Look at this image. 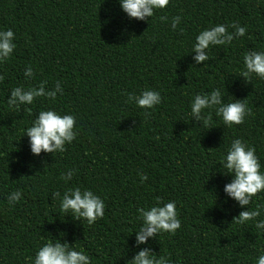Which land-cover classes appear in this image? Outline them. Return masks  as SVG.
Instances as JSON below:
<instances>
[{
    "label": "trees",
    "instance_id": "1",
    "mask_svg": "<svg viewBox=\"0 0 264 264\" xmlns=\"http://www.w3.org/2000/svg\"><path fill=\"white\" fill-rule=\"evenodd\" d=\"M175 15V29L159 19ZM233 21L245 35L213 46L208 61L194 64L198 31L224 24L231 32ZM8 28L16 47L0 62V264H31L49 238L83 250L91 264H126L139 250L136 209L157 198L176 201L181 226L146 241L153 253L172 264H255L264 234L251 222H232L241 208L225 197L231 177L218 163L230 141L241 138L264 171V80L240 77L243 54L264 51V0H169L148 21L129 20L117 0H0V29ZM41 81L47 89L60 81L63 93L8 106L12 87ZM223 85L225 102L245 99L244 122L226 127L212 111L208 126L194 124L193 94ZM144 89L161 94L147 113L126 102ZM46 108L74 114L77 137L63 152L34 156L24 129ZM70 168L72 179L62 180ZM139 172L147 175L143 183ZM76 186L104 200L103 217L91 225L62 213L52 197ZM17 189L22 197L9 206L7 195ZM258 195L249 207L264 203Z\"/></svg>",
    "mask_w": 264,
    "mask_h": 264
},
{
    "label": "clouds",
    "instance_id": "2",
    "mask_svg": "<svg viewBox=\"0 0 264 264\" xmlns=\"http://www.w3.org/2000/svg\"><path fill=\"white\" fill-rule=\"evenodd\" d=\"M117 2L129 20L145 21L147 18L148 21L157 10L164 9L169 0H117ZM159 19L162 21L170 19V27L175 29L181 21V16L175 15L170 18L160 16ZM228 27L234 31L229 32L224 24L212 25L198 31L190 51L191 54L194 53L192 55L194 64L208 61L209 51L213 46L230 44L234 38L245 35L246 27L236 21ZM14 38L11 28L0 29V62L8 59L16 47ZM242 62L240 77L250 79L255 75L264 80V51H248L243 54ZM24 76L29 79L33 77L31 66L25 67ZM3 79L4 77L0 75V81ZM45 84V81H41L34 87L25 88L23 85L12 87L6 101L8 106L19 109L21 105H31L34 99L39 97L54 101L57 93H63L60 81H57L51 89H47ZM225 94L224 85L223 91L213 87L211 91L193 94L189 104L191 121L194 124L198 123L199 127H206L211 123V112L214 111L226 127L243 123L250 113L245 99H234L230 96V101L225 102ZM126 102L134 103L137 108L147 113L160 104L161 94L153 89H144L139 94L129 93ZM75 121L76 116L72 113L61 115L53 108L40 110L30 126L24 129L23 136L28 138L30 153L37 156L42 151L63 152L65 145L70 144L77 137V131L74 130ZM218 164L219 171L231 177L230 181L223 185L222 191L225 197L235 201L241 208L232 222L239 225L251 222L257 233L264 234V203H255L254 206L249 207L253 203V197L260 200L258 194L264 193V171H261L255 149L241 138H234L221 155ZM75 171L71 168L65 170L61 173V179L70 181ZM137 175L141 183L147 179V175L143 172ZM21 197L22 192L19 189L9 192L7 195L9 206L17 203ZM52 197L59 200L60 211L73 220H83L91 225L104 215V200L89 188L70 187L63 193L53 192ZM136 213L141 223L138 230L134 231L133 247L139 250L126 261V264H172L166 255L153 253L151 248L146 246V241L165 232L172 235L180 228L181 220L178 217L176 201L165 202L157 198L154 204L137 207ZM140 245L145 247L140 248ZM31 264H91V259L83 250H77L67 242L61 243L59 240L49 238L37 248L31 258ZM255 264H264V250H261L255 258Z\"/></svg>",
    "mask_w": 264,
    "mask_h": 264
}]
</instances>
